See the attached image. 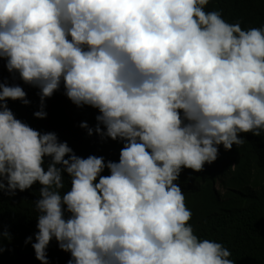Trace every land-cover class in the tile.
Listing matches in <instances>:
<instances>
[{
	"label": "clouds",
	"instance_id": "obj_1",
	"mask_svg": "<svg viewBox=\"0 0 264 264\" xmlns=\"http://www.w3.org/2000/svg\"><path fill=\"white\" fill-rule=\"evenodd\" d=\"M209 3L0 0V78L38 88L41 119L63 84L75 105L99 110L94 129L76 123L81 136L124 142L118 162L78 156L18 119L8 100L28 105L27 93L0 80V193L42 186L32 244L42 264L53 238L68 264H235L195 234L175 181L216 161L220 145L242 146L241 133H264V26L245 30Z\"/></svg>",
	"mask_w": 264,
	"mask_h": 264
},
{
	"label": "trees",
	"instance_id": "obj_2",
	"mask_svg": "<svg viewBox=\"0 0 264 264\" xmlns=\"http://www.w3.org/2000/svg\"><path fill=\"white\" fill-rule=\"evenodd\" d=\"M206 11L221 10L222 17L229 23L241 24L245 30L264 26V0H210ZM6 75L0 74L5 78ZM0 78L5 83L7 80ZM13 82V80L11 81ZM9 84V83H8ZM30 104L20 100H8V106L16 117L40 132H55L61 142L67 141L76 155L105 157L119 161L124 146L120 140L110 137L102 139L93 133L81 136L75 125L81 120L95 128L99 110L85 105H75L66 95L63 84L45 107L46 118H37L32 112L31 102L39 96V89L16 78ZM61 102V105L60 103ZM32 111V112H31ZM103 127V126H102ZM245 143L231 150L219 146L216 161L205 164L196 172L185 168L175 181L183 190L186 206L192 212L189 221L200 239L220 242L231 251L235 264H264V133H241ZM67 158V157H66ZM50 158L46 157V164ZM234 166V167H233ZM102 175H110L105 169ZM65 189H70V177L65 172ZM36 182L32 188L19 191L14 196L0 193V232H9L11 239L3 238L5 250L0 253V264H42L35 256L32 244L38 223L34 201L40 198ZM31 236L32 241L27 242ZM49 264H68L71 254L59 248L53 238L47 249Z\"/></svg>",
	"mask_w": 264,
	"mask_h": 264
}]
</instances>
